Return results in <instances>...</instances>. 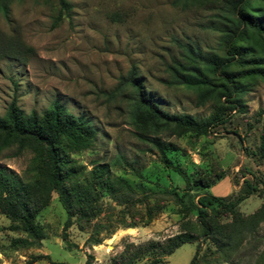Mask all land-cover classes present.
I'll list each match as a JSON object with an SVG mask.
<instances>
[{
    "label": "rangeland",
    "instance_id": "obj_1",
    "mask_svg": "<svg viewBox=\"0 0 264 264\" xmlns=\"http://www.w3.org/2000/svg\"><path fill=\"white\" fill-rule=\"evenodd\" d=\"M71 13L54 26L58 0H16L11 19L0 16V38L15 45L14 58L0 60V119L15 100L26 115L44 114L58 102L76 117L87 118L97 137L90 150L72 155L88 178L99 165L131 187L122 202L103 193L101 214L74 219L68 230L70 251L62 237L68 215L53 193L49 206L37 215L44 240L40 247H14L27 239L18 225L0 215V264H190L197 245V264H264V222L247 224L264 206L256 194L238 208V215H215V236L206 239L197 224L199 197L193 186L203 179L228 177L209 192L237 198L245 181L264 183V81L248 84L245 112L209 102L176 82L173 69L188 65L185 50L193 45L205 54H222V33L230 17L226 0H68ZM134 74L147 95L170 115L207 121L216 115L227 122L208 136L175 130L156 131L133 118L136 93L127 80ZM155 143L171 145L167 157L181 167L191 184L166 168ZM0 151V167L22 180L42 183L45 165L34 152L16 155ZM165 191L180 196L175 201ZM194 233L199 243L184 244L171 256L163 248L176 236ZM101 239L93 246L90 238ZM90 257H92L90 259Z\"/></svg>",
    "mask_w": 264,
    "mask_h": 264
},
{
    "label": "trees",
    "instance_id": "obj_2",
    "mask_svg": "<svg viewBox=\"0 0 264 264\" xmlns=\"http://www.w3.org/2000/svg\"><path fill=\"white\" fill-rule=\"evenodd\" d=\"M15 1L0 0V16L7 22L11 19V7ZM226 4L230 17H226L227 23L219 30L222 33V54H205L199 47L181 44L189 64L179 63L173 72L179 85L198 93L199 106L215 101L222 106L224 99L223 103L230 105L231 110L244 113L243 95L248 90V84L256 80L264 81V0H226ZM58 5L54 26L71 13L68 0H58ZM16 53L15 45L0 38V60L14 58ZM127 82L136 93L133 118L137 125L152 127L158 132L173 129L175 132L208 136L214 128L227 122L220 115L207 121L170 115L147 95L134 74ZM96 137L97 132L87 118L70 114L58 102L44 114L32 112L30 115L24 114L15 100L11 103L7 115L0 119V151L15 148V154L21 155L31 150L45 165V179L42 183L22 180L8 169L0 167V215L7 216L28 237L15 240L14 247L41 246L45 237L41 225L37 223V215L49 206L53 193L57 194L68 215L62 239L69 251L77 247L70 243L67 233L74 225L75 218L91 220L99 216L103 193L114 201L122 202L131 187L122 178L113 177L109 166L99 165L90 177L79 180L84 174V167H78L72 155L90 150ZM261 139V150L264 151V124ZM155 145L161 152V163L181 175L190 185L187 173L167 157L166 151L172 149L171 145ZM226 177L228 174L224 172L213 182L200 179L193 184L204 192L195 209L198 227L206 241L215 236L214 211L238 215L239 206L251 196L260 194L264 198V183L254 181H245L246 187L235 199L213 196L209 190ZM163 194L172 196L175 201L181 199L175 192L165 191ZM240 220L254 226L264 222V206L249 219ZM89 242L93 246L102 244L101 239L93 237ZM188 243H199L198 236L188 232L176 236L163 248L162 255L169 257ZM200 252L199 243L190 264L198 263ZM139 256H133L129 264L136 262ZM43 258L48 256L34 257L31 264ZM159 262L155 261L154 264ZM86 264H91V261L88 260Z\"/></svg>",
    "mask_w": 264,
    "mask_h": 264
},
{
    "label": "crops",
    "instance_id": "obj_3",
    "mask_svg": "<svg viewBox=\"0 0 264 264\" xmlns=\"http://www.w3.org/2000/svg\"><path fill=\"white\" fill-rule=\"evenodd\" d=\"M226 178H227V177H226ZM226 178H225V179H226Z\"/></svg>",
    "mask_w": 264,
    "mask_h": 264
}]
</instances>
